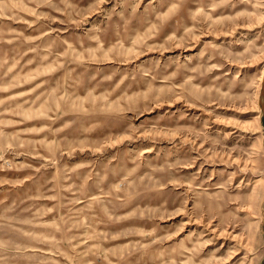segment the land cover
I'll return each mask as SVG.
<instances>
[{
	"label": "rangeland",
	"instance_id": "1",
	"mask_svg": "<svg viewBox=\"0 0 264 264\" xmlns=\"http://www.w3.org/2000/svg\"><path fill=\"white\" fill-rule=\"evenodd\" d=\"M264 0H0V264H264Z\"/></svg>",
	"mask_w": 264,
	"mask_h": 264
},
{
	"label": "water",
	"instance_id": "2",
	"mask_svg": "<svg viewBox=\"0 0 264 264\" xmlns=\"http://www.w3.org/2000/svg\"><path fill=\"white\" fill-rule=\"evenodd\" d=\"M260 104H261L263 114H264V86L262 87V90H261Z\"/></svg>",
	"mask_w": 264,
	"mask_h": 264
},
{
	"label": "bare ground",
	"instance_id": "3",
	"mask_svg": "<svg viewBox=\"0 0 264 264\" xmlns=\"http://www.w3.org/2000/svg\"><path fill=\"white\" fill-rule=\"evenodd\" d=\"M260 79H261V81L264 82V68H263V70H262V73H261Z\"/></svg>",
	"mask_w": 264,
	"mask_h": 264
}]
</instances>
